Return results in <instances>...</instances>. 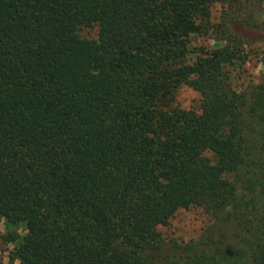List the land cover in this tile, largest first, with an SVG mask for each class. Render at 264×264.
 <instances>
[{"label":"trees","instance_id":"16d2710c","mask_svg":"<svg viewBox=\"0 0 264 264\" xmlns=\"http://www.w3.org/2000/svg\"><path fill=\"white\" fill-rule=\"evenodd\" d=\"M245 2L0 0V218L26 232L8 264H264V75L245 93L233 73L235 27H261ZM216 3V44L191 48ZM183 85L196 111L172 108ZM190 208L211 224L166 242Z\"/></svg>","mask_w":264,"mask_h":264},{"label":"rangeland","instance_id":"374dc122","mask_svg":"<svg viewBox=\"0 0 264 264\" xmlns=\"http://www.w3.org/2000/svg\"><path fill=\"white\" fill-rule=\"evenodd\" d=\"M245 11L261 26L257 33L243 31L235 27L237 32L245 35L242 44L243 59L240 66H236L233 73L236 76L237 92L243 90L249 92L253 87L261 83L264 75V0H246ZM221 4H214L210 9V22L206 34L192 38L191 48L202 46L209 49L214 46L213 29L220 20L223 11ZM81 36L87 38H97L98 28H84L80 32ZM200 96L191 87L183 85L174 92L172 98V108L183 110H197ZM211 224L209 218L198 208H190L178 211L170 220L166 227H159L162 238L166 242L182 241L188 242L197 239L201 233ZM25 227H6L4 219L0 218V264H8L9 252L17 244L16 236L21 238L25 235ZM18 264V263H16Z\"/></svg>","mask_w":264,"mask_h":264}]
</instances>
